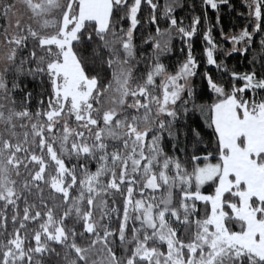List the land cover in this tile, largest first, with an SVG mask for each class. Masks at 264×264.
Wrapping results in <instances>:
<instances>
[{"label": "snow or ice", "instance_id": "6c2138e0", "mask_svg": "<svg viewBox=\"0 0 264 264\" xmlns=\"http://www.w3.org/2000/svg\"><path fill=\"white\" fill-rule=\"evenodd\" d=\"M202 3L217 25L236 11ZM177 6L0 0V264H264V62L227 80L205 71L198 89L201 17L186 27ZM241 7L248 23L221 36L241 54L259 36L264 53V0ZM212 32L206 63L226 73ZM175 37L187 54L170 70ZM37 76L49 91L33 111L23 79Z\"/></svg>", "mask_w": 264, "mask_h": 264}, {"label": "trees", "instance_id": "16d2710c", "mask_svg": "<svg viewBox=\"0 0 264 264\" xmlns=\"http://www.w3.org/2000/svg\"><path fill=\"white\" fill-rule=\"evenodd\" d=\"M164 2L165 0H158L160 6H162ZM231 2L236 6V11L230 12L227 8H222L219 13V25L216 24L217 13H215L210 8L207 9V20L203 18L205 13V6L203 5L202 0H179V6L176 7L174 14L178 20H180L181 18L183 19V23L186 27L190 26L193 16L201 17V23L198 26L197 34L194 35L191 41L193 54L197 58L199 63L198 75L195 78V84L197 85L198 89L203 85V83H205V81L203 80V73L205 71H207L216 79L227 80L229 79L230 73L233 70L239 73L251 71L253 68V63H251L253 61V57H256V59L260 62H264V53L259 52V36L255 37L254 43L249 48L246 54L231 51L232 44L229 40L225 39V36L230 34H238L245 26V24L248 23L244 16L238 15V12L244 11V9L241 7V0H231ZM149 12L150 9L142 5V13L140 14V18L142 20L143 26H138V30L135 32V43L137 45V48L139 51L145 52V54H147L151 49L148 45L143 43V40L150 33H155L154 26L146 22L149 17ZM157 14L159 15V10ZM160 26L162 28H165L168 25L167 23H161ZM208 26H212L213 37L219 46L217 52L215 53L216 58L218 62H222L223 65L227 68L226 73L224 72V68L217 67L216 65L210 66L206 63V57L204 55L205 42L203 40V31ZM125 27H127V24H125ZM221 29H223L225 36H221ZM182 47L185 46L182 45L179 37H175L172 41L171 54L162 58L166 64L171 66L170 70H174V66L177 61L184 60L187 54V49L185 47V51L182 54ZM96 63L97 65H99V61H97ZM255 67L257 68L259 74V63H256ZM96 70L99 72V67H97ZM100 75L101 77L107 79L110 77V72L105 70L100 72ZM23 83L27 85V90L33 93L32 110L34 111L36 102L39 99L40 94L43 93L45 97L47 96V92L49 91L47 79L46 77L42 78L40 76H37L35 78L26 77L23 79ZM236 83L237 86H240L243 82L237 81ZM203 100L207 101L208 97L204 96ZM200 122L201 124L203 123L202 120ZM204 131L208 132L209 130L204 129ZM208 140L209 136L205 135L204 143H208ZM201 147H203V145H201ZM208 190L210 191L211 189Z\"/></svg>", "mask_w": 264, "mask_h": 264}, {"label": "rangeland", "instance_id": "374dc122", "mask_svg": "<svg viewBox=\"0 0 264 264\" xmlns=\"http://www.w3.org/2000/svg\"><path fill=\"white\" fill-rule=\"evenodd\" d=\"M231 35H234V34H230V35H227V36H231ZM232 47H233V45H232ZM237 47H243V44H241V45H237Z\"/></svg>", "mask_w": 264, "mask_h": 264}]
</instances>
